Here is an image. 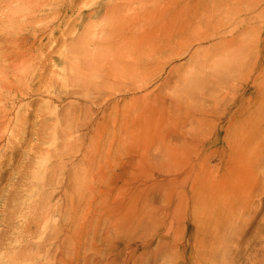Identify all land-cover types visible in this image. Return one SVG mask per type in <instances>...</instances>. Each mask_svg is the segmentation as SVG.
Wrapping results in <instances>:
<instances>
[{
	"label": "rangeland",
	"instance_id": "rangeland-1",
	"mask_svg": "<svg viewBox=\"0 0 264 264\" xmlns=\"http://www.w3.org/2000/svg\"><path fill=\"white\" fill-rule=\"evenodd\" d=\"M42 1L0 0V264H264V0Z\"/></svg>",
	"mask_w": 264,
	"mask_h": 264
},
{
	"label": "bare ground",
	"instance_id": "bare-ground-1",
	"mask_svg": "<svg viewBox=\"0 0 264 264\" xmlns=\"http://www.w3.org/2000/svg\"><path fill=\"white\" fill-rule=\"evenodd\" d=\"M21 1H22V0H21ZM25 1H26V0H25ZM35 1H36V0H35ZM52 1H53V0H43L40 4H43V3H46V2L49 3V2H52ZM1 2H2V1H1ZM10 2H11V1H10ZM18 2H19V1H18ZM30 2H31V1H30ZM30 2L27 1V4L30 3ZM53 2H54V1H53ZM60 2H61V1H60ZM7 3H8V2H7ZM7 3H6V4H7ZM13 3H14V2H13ZM16 3H17V2H16ZM23 3H24V0H23ZM8 4H9V3H8ZM19 4H20V3H19ZM19 4H17V6H18ZM25 4H26V3H25ZM54 4H55V3H54ZM62 4H63V3H62ZM11 5H12V4H11ZM22 5H23V7H24V4H22ZM30 5H31V4H30ZM30 5H28V6H30ZM38 5H39V2H38ZM52 5H53V4H52ZM2 6H3V4H2ZM13 6H14V5H13ZM46 6L50 8V6H49L48 4L45 5V7H46ZM66 6H67V5H66ZM14 7H15V6H14ZM14 7H13V9H11V11H12V10L14 11ZM38 7H39V6H38ZM47 7H46V8H47ZM19 8H20V7H19ZM58 9H60V8H58ZM15 10H16V9H15ZM9 11H10V8H9ZM9 11H8V13H9ZM18 11H20V10H18ZM21 11H22V9H21ZM124 11H125V8H124ZM10 13H11V12H10ZM12 13H13V12H12ZM20 13H21V12H20ZM60 13H61V11H60ZM31 14H32V13H31ZM37 14H38V13H37ZM37 14H35V15H37ZM49 14H50V13H49ZM49 14H48V16H49ZM7 15H9V14H7ZM40 15H41V14H40ZM25 16H26V15H25ZM12 17H13V16H12ZM64 17H65V16H64ZM10 18H11V17H10ZM10 18H8V19H10ZM30 18H31V17H30ZM33 18H34V17H33ZM17 20H18V19H17ZM27 20H28V19H27ZM11 21H14V18H13V20L11 19ZM15 22H16V21H15ZM15 22H14V23H15ZM19 22H20V21H19ZM26 22H27V21H26ZM63 22H64V21H63ZM11 23H12V22H11ZM27 23H28V22H27ZM38 23H39V22H38ZM44 23H45V22H44ZM183 23H184V22H183ZM12 24H13V23H12ZM17 24H18V23H17ZM20 24H21V23H20ZM22 24H23V23H22ZM39 24H40V23H39ZM51 24H52V22H51ZM127 24H128V23H127ZM64 25H66V24H64ZM42 26H43V25H42ZM9 27H10V26H9ZM12 27H13V26H12ZM12 27H11V28H12ZM18 27H19V26H18ZM34 27H35V26H34ZM43 27H44V26H43ZM48 28H49V27H48ZM184 28H185V27H184ZM63 29H64V28H63ZM63 29H62V31H63ZM65 29H66V28H65ZM12 30H13V29H12ZM12 30H11V31H12ZM36 30H37V29H36ZM7 31H9V30H7ZM30 31H31V30H30ZM16 32H17V31H16ZM31 32H32V31H31ZM64 32H65V31H64ZM64 32H63V33H64ZM142 33H143V32H142ZM185 33H186V32H185ZM12 34H13V33H12ZM18 35H19V34H18ZM27 35H28V34H27ZM9 36H10V35H9ZM21 36H22V35H21ZM24 36H25V35H24ZM10 37H11V36H10ZM14 37H15V36H14ZM16 37H17V36H16ZM16 37H15V38H16ZM22 37H23V36H22ZM138 37H140V36L138 35ZM18 38H19V37H18ZM23 38H25V37H23ZM136 38H137V37H136ZM13 39H14V38H13ZM27 39H28V38H27ZM150 39H151V38H150ZM21 40H22V39H21ZM25 40H26V39H25ZM32 40H33V39H32ZM154 40H155V39H154ZM156 40H157V39H156ZM5 41H6V40H5ZM28 41H29V39H28ZM180 41H181V40H180ZM19 42H21V41H19ZM19 42L17 41V43H19ZM24 42H25V41H24ZM26 42H27V41H26ZM11 43H12V42H11ZM20 44H21V43H20ZM26 44H27V43H26ZM67 44H68V43H67ZM9 45H10V42H9ZM9 45H8V47H9ZM14 45H15V44H14ZM16 45H17V44H16ZM18 45H19V44H18ZM24 45H25V43H24ZM8 47H7V48H8ZM15 47H16V46H15ZM19 47H20V45H19ZM31 47H32V46H31ZM31 47H30V48H31ZM5 48H6V47H5ZM5 48H4V50H5ZM11 48H12V47H11ZM12 49H13V48H12ZM18 49H19V48H18ZM31 49H32V48H31ZM115 49H116V48H115ZM135 49H136V48H135ZM0 50H2V49H0ZM9 50H10V49H9ZM9 50H8V51H9ZM63 50H64V49H63ZM2 51H3V50H2ZM10 51H12V50H10ZM0 52H1V51H0ZM14 52H15V51H14ZM22 52H23V51H22ZM2 53H3V52H2ZM10 53H11V52H10ZM48 53H49V52H48ZM5 54H7V53H5ZM8 54H9V53H8ZM26 55H27V54H26ZM6 56H7V55H6ZM1 57H2V56H0V58H1ZM11 57H13V56H11ZM16 57H17V56H16ZM16 57H15V58H16ZM17 58H18V57H17ZM19 58H21V57H19ZM5 60H6V57H5ZM5 60H4V62H5ZM14 60L16 61V59H14ZM15 61H14V62H15ZM17 61H18V60H17ZM12 62H13V61H12ZM12 62H11V64H12ZM7 63H8V62H7ZM21 63H23V62H21ZM5 64H6V63H5ZM8 64H9V63H8ZM0 65H1V64H0ZM12 65H13V64H12ZM4 66H5V65H4ZM5 67H6V66H5ZM17 70H18V69H17ZM2 72H3V71H2ZM2 72H0V73L2 74ZM0 81H1V80H0ZM5 83H6V82H5ZM2 85H3V84H2ZM7 85H8V84H7ZM7 85H6V86H7ZM11 85H12V84H11ZM4 86H5V85H4ZM10 87H11V86H10ZM10 87H9V88H10ZM3 89H4V88H3ZM5 90H7V89H5ZM10 90H11V89H10ZM7 91H8V90H7ZM0 92H2V91H0ZM1 100H2V99H1ZM171 101H172V100H171ZM140 104H141V103H140ZM165 105H166V104H165ZM136 106H137V105H136ZM140 109H141V108H140ZM160 111H161V110H160ZM167 113H168V112H167ZM171 114H172V113H171ZM171 114H170V115H171ZM169 118H170V117H169ZM188 140H189V139H188ZM164 141H165V140H164ZM193 141H194V140H193ZM194 142H195V141H194ZM187 144H188V142H187ZM202 144H203V143H202ZM158 145H159V144H158ZM194 147H195V146H194ZM197 147H198V146H197ZM157 149H158V146H157ZM159 149H160V147H159ZM157 156H158V154H157ZM147 157H148V156H147ZM158 158H159V157H158ZM183 177H185V176H183ZM187 177H188V176L186 175V178H187ZM188 178H190V177H188ZM188 178H187V179H188ZM191 181H192V180H191ZM185 183H186V182H185ZM181 187H182V186H181ZM157 193H158V192H157ZM164 197H165V196H164ZM155 204H156V203H155ZM119 228H120V227H119ZM173 238H174V237H173Z\"/></svg>",
	"mask_w": 264,
	"mask_h": 264
}]
</instances>
